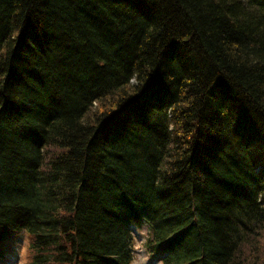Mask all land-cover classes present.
I'll list each match as a JSON object with an SVG mask.
<instances>
[{"label": "trees", "instance_id": "trees-1", "mask_svg": "<svg viewBox=\"0 0 264 264\" xmlns=\"http://www.w3.org/2000/svg\"><path fill=\"white\" fill-rule=\"evenodd\" d=\"M133 225L264 264V0H0V254L131 264Z\"/></svg>", "mask_w": 264, "mask_h": 264}, {"label": "rangeland", "instance_id": "rangeland-1", "mask_svg": "<svg viewBox=\"0 0 264 264\" xmlns=\"http://www.w3.org/2000/svg\"><path fill=\"white\" fill-rule=\"evenodd\" d=\"M136 233V252L133 258L132 264H157V260L153 259L152 256L144 249V241L148 231V226L143 225L141 227L133 226ZM8 246V249L0 254V264H24L28 258V246L27 234L22 232L19 236L14 239ZM256 249L250 250L249 255Z\"/></svg>", "mask_w": 264, "mask_h": 264}]
</instances>
